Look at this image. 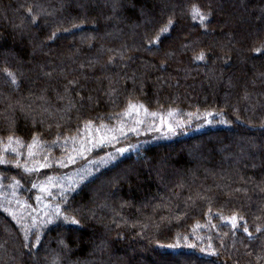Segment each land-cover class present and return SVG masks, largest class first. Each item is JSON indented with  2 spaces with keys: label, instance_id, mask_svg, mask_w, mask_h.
<instances>
[{
  "label": "trees",
  "instance_id": "obj_1",
  "mask_svg": "<svg viewBox=\"0 0 264 264\" xmlns=\"http://www.w3.org/2000/svg\"><path fill=\"white\" fill-rule=\"evenodd\" d=\"M192 5L212 12L206 30ZM262 46L264 0H0V69L19 81L0 78V264H264ZM129 104L142 119L127 118ZM157 116L183 133L136 153L87 150ZM96 156L107 162L89 177ZM57 206L81 224L46 225ZM233 213L251 239L221 221Z\"/></svg>",
  "mask_w": 264,
  "mask_h": 264
},
{
  "label": "snow or ice",
  "instance_id": "obj_2",
  "mask_svg": "<svg viewBox=\"0 0 264 264\" xmlns=\"http://www.w3.org/2000/svg\"><path fill=\"white\" fill-rule=\"evenodd\" d=\"M117 9L113 8V11L115 12ZM28 15L30 17V22L32 24H37L39 22V14H34L33 13V9L29 8L28 9ZM188 15L191 16V18L194 21H198L200 26L205 28V30L207 29V25L205 24V21L208 20V18L212 15L211 11H203L200 7H198L197 5H192L190 11L188 12ZM175 21L169 17V19L167 20V23L164 24L162 27H160L159 31L156 33V35L154 37H148V46L151 49L152 46L158 45L162 42V37L166 36L170 29L172 28V26L174 25ZM55 35V33H53V36ZM184 47H188L187 45H184ZM252 51L255 53V55L257 57L264 55V46L262 47H257L252 49ZM120 59H123V56L120 57ZM206 59L205 53L204 52H200V54L196 55L194 57V60L196 61H204ZM109 63H113V59L110 58L109 59ZM0 78L3 79L4 83L6 85H10L13 88H18L19 87V81H18V76L16 74V72L10 70V67L8 66V62L5 61V67H3L2 69H0ZM76 84V81L74 80H70L68 82L69 86H74ZM68 88L66 86L65 91H67ZM135 106L132 104H129V108H134ZM153 115H155V113H153ZM169 115H171V113H169ZM191 115V114H190ZM207 115H212V113H207ZM163 121V118H162ZM164 123H167L166 121H163ZM222 123L224 121H221ZM137 123H139V121H137ZM91 125V121H88L86 126H90ZM131 131L135 132L136 129L132 128ZM169 131H172V127L169 125ZM122 132V130H121ZM123 134V133H122ZM113 139H115V137H113ZM36 140V137H34V141ZM8 141L9 144L13 143L14 138L12 136L8 137ZM16 144H20V141L18 139L15 140ZM55 143V142H53ZM101 143H103V140H101ZM35 146V144H29L27 147L29 149V155H33L32 153V148ZM12 151H16L15 149H12ZM118 151L120 153H124L125 151H127V149L125 148H120L118 149ZM45 159H47V157H45ZM69 161L70 162H74L72 157H69ZM0 163H5L4 160L0 159ZM48 165L46 164H41L40 167H47ZM26 171H32L33 169H25ZM16 183L18 184L19 181H16ZM36 185L33 184V188H35ZM43 191V188L41 189ZM237 191H239L237 189ZM65 204H68V201L65 200ZM209 211H211L209 209ZM79 210L78 209H74L71 207H65L64 209H61L59 206L56 207L55 213L53 214V216H50L49 219L45 222L46 225L47 224H52L54 223L57 219H59L63 224H71V225H80L81 224V220L78 218V214ZM9 215H11V213H9ZM221 221L225 222L226 224H230L231 226V230H232V234L235 235L236 231L242 228V231L244 234H246V236L251 239L253 237V233L249 231V228L246 224H240L239 221L244 220L243 216H239L236 213H233L230 217H224V216H220ZM197 227H199V225H197ZM212 227H216V225H212ZM255 231L257 233H264V228H262L261 226H257ZM37 240H39V237L37 235ZM59 245L62 249V251L67 254L70 253L72 251V249L68 246V244L64 241V239H60L59 240ZM160 248H167L169 250L174 251L176 248L179 247L178 244H169V245H158ZM23 247L28 248L29 250H31L32 248L37 247L36 243H32V244H24ZM188 247H192V245H188ZM209 249H211V245H209ZM201 251H205L204 249H201ZM210 255H215L216 253L209 251ZM250 254V253H249Z\"/></svg>",
  "mask_w": 264,
  "mask_h": 264
},
{
  "label": "rangeland",
  "instance_id": "obj_3",
  "mask_svg": "<svg viewBox=\"0 0 264 264\" xmlns=\"http://www.w3.org/2000/svg\"><path fill=\"white\" fill-rule=\"evenodd\" d=\"M139 115H141V116H139ZM137 116H139V117H137ZM141 117L143 118L142 110L141 109H136V108H134V110L131 109L129 111L128 115H127V118H133V119H137V118H141ZM150 119H153L154 121L158 122L159 125H157V127L155 126V128L152 127L150 129H144V130H146L144 132L141 131L140 129L138 130V132H136L137 131L136 130L135 131L136 133L131 131V134H129L128 131L130 132L132 127L130 125L129 126H125V127L122 128V133L123 134L120 133L121 130L119 132L115 133V134L112 133V135H110V138L106 134L105 135L102 134V136L99 137L96 141H94L93 144H90V146H89V148H87V150L91 151V150H95V149H100V148L103 149L104 148V149H106L107 153H108V150H110V149L114 153L115 152L118 153L119 152L118 149H120V148H125L126 149V148L131 147V150H129V151H131L133 153H136L139 150V148L149 140V138H156V137L159 138V137H162V136H165V135L170 137V136H173V135H177L179 132H180V134L183 133V131H180V130H178V133H177L176 130H174L175 128H172V131H169V125H166V123L163 122L165 120L163 119V121H162V118L160 116L151 117ZM160 124H162V125H160ZM134 126L142 127V124H140V123L138 124L135 121L134 122ZM174 131H175V133H174ZM113 137H115V139H113ZM129 138H132V139L129 140ZM101 140H103V143H101ZM123 143H125V144L121 145ZM109 145H110V147H108ZM92 156L90 155V157L88 159H85L83 161V163H87L91 159ZM96 157L97 158L96 159L94 158L92 163L86 164V165H89V167H90V170H87V172H86V174L89 177H91L92 175L97 173V171L104 166L103 165L104 162H107V160H106L107 156L104 159H102L104 156H99V157L96 156ZM80 164H81L80 167L84 168L86 166V165H82V163H80ZM15 170L18 172V168H16V166H15ZM24 178H26V177H24ZM86 180H87V176L82 181H80V183H83ZM42 198L46 199L47 198L46 194H43ZM7 202H9V203H7V205L4 204V205H6L5 207L6 208L10 207L12 209V207L10 206V202L13 203L12 200L11 201L7 200ZM45 216H47V215H45ZM45 220L47 221L48 219H45Z\"/></svg>",
  "mask_w": 264,
  "mask_h": 264
}]
</instances>
